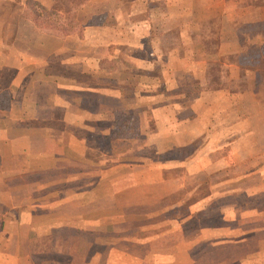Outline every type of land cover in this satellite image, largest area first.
Instances as JSON below:
<instances>
[{
	"label": "crops",
	"instance_id": "crops-1",
	"mask_svg": "<svg viewBox=\"0 0 264 264\" xmlns=\"http://www.w3.org/2000/svg\"><path fill=\"white\" fill-rule=\"evenodd\" d=\"M249 47L264 51V0H0V264H264V197L223 234L185 228L222 194L180 196L264 159Z\"/></svg>",
	"mask_w": 264,
	"mask_h": 264
},
{
	"label": "rangeland",
	"instance_id": "rangeland-1",
	"mask_svg": "<svg viewBox=\"0 0 264 264\" xmlns=\"http://www.w3.org/2000/svg\"><path fill=\"white\" fill-rule=\"evenodd\" d=\"M52 20L50 22H52V25H55L54 17ZM244 56L245 59L246 56L251 59L252 65L263 66L264 64V51L259 47H249L248 52L244 54ZM106 65H109V63ZM143 81L145 82V79H143ZM245 103L248 105V113L252 115L253 124L259 137L264 140V88L262 91L257 90L255 95L248 94ZM263 166L264 159H255L250 162H238L232 166V169H223L222 172H220L219 169L211 171L212 173L205 174L204 176L198 174L195 177H191L190 175L186 188L188 190H184L180 195L181 197H185L188 201L193 202L204 192L205 194L207 192V194L212 193L213 195H222L217 201L213 202L209 210L205 209L199 214L197 213V215L194 214L196 216L193 215L190 222L185 225L186 230L189 229L193 232L198 228L218 226L220 227L219 229H222L223 234H226L225 232H229L230 229L233 228H239L240 230L238 232L246 231V229L249 228L247 221H249L248 219L250 215L246 211V206L251 204V199L261 202L264 197V194L259 190ZM210 186H212V188ZM205 187L207 190L204 189ZM256 190L257 192H255ZM183 194H185V196ZM248 200L249 202H247ZM229 201L238 206V210H240L238 212L243 216L239 222L221 221L218 218V204ZM187 206V202H185L183 206L179 207V212L184 213L188 208ZM229 213L232 214V212ZM253 224L256 226L257 223L255 222Z\"/></svg>",
	"mask_w": 264,
	"mask_h": 264
},
{
	"label": "trees",
	"instance_id": "trees-1",
	"mask_svg": "<svg viewBox=\"0 0 264 264\" xmlns=\"http://www.w3.org/2000/svg\"><path fill=\"white\" fill-rule=\"evenodd\" d=\"M28 6H30L31 10H33L32 17L36 21V24L38 26H42L44 28H47L50 31L56 30L57 32L64 33L66 34L67 32L71 31V25L69 23H59L52 25V20L53 17H56L55 12L53 11H47L44 8H42L38 3L34 1H28L27 3ZM53 21V20H52ZM57 23V22H55ZM70 26V27H69ZM145 82L148 81L147 78H144ZM125 117V118H122ZM119 116L117 119V125L114 127V132L116 135H122L124 133H129L133 132L134 128V115L133 114H126L125 116Z\"/></svg>",
	"mask_w": 264,
	"mask_h": 264
}]
</instances>
